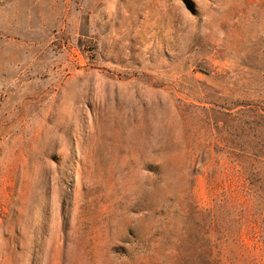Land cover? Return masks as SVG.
Listing matches in <instances>:
<instances>
[{
    "label": "rangeland",
    "instance_id": "rangeland-1",
    "mask_svg": "<svg viewBox=\"0 0 264 264\" xmlns=\"http://www.w3.org/2000/svg\"><path fill=\"white\" fill-rule=\"evenodd\" d=\"M0 264H264V0H0Z\"/></svg>",
    "mask_w": 264,
    "mask_h": 264
}]
</instances>
